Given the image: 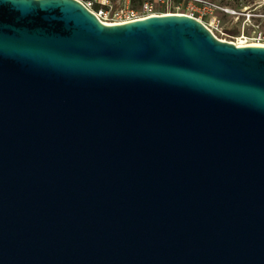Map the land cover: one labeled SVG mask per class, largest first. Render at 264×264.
<instances>
[{"label":"water","instance_id":"water-1","mask_svg":"<svg viewBox=\"0 0 264 264\" xmlns=\"http://www.w3.org/2000/svg\"><path fill=\"white\" fill-rule=\"evenodd\" d=\"M0 264H264V45L0 0Z\"/></svg>","mask_w":264,"mask_h":264},{"label":"rangeland","instance_id":"rangeland-1","mask_svg":"<svg viewBox=\"0 0 264 264\" xmlns=\"http://www.w3.org/2000/svg\"><path fill=\"white\" fill-rule=\"evenodd\" d=\"M126 0H112L119 7ZM142 0H129L140 7ZM211 9L202 8L189 0H171L169 12L192 14L202 21L219 39L227 42L264 43V0H208Z\"/></svg>","mask_w":264,"mask_h":264},{"label":"built area","instance_id":"built-area-1","mask_svg":"<svg viewBox=\"0 0 264 264\" xmlns=\"http://www.w3.org/2000/svg\"><path fill=\"white\" fill-rule=\"evenodd\" d=\"M81 1L86 4L97 19L106 24L127 23L128 21L142 19L143 17L174 13L169 12V2L171 0H142L138 9L131 6L129 0H126L119 7L112 6V0ZM190 2L206 9L214 7L213 3H210L208 0H189ZM187 15L195 18L191 13Z\"/></svg>","mask_w":264,"mask_h":264},{"label":"bare ground","instance_id":"bare-ground-1","mask_svg":"<svg viewBox=\"0 0 264 264\" xmlns=\"http://www.w3.org/2000/svg\"><path fill=\"white\" fill-rule=\"evenodd\" d=\"M235 45L238 46H245V45H256V46H260V45H264V43H248V42H233Z\"/></svg>","mask_w":264,"mask_h":264}]
</instances>
